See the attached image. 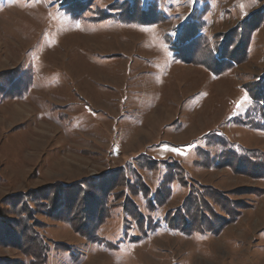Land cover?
Wrapping results in <instances>:
<instances>
[{"label": "rangeland", "instance_id": "obj_1", "mask_svg": "<svg viewBox=\"0 0 264 264\" xmlns=\"http://www.w3.org/2000/svg\"><path fill=\"white\" fill-rule=\"evenodd\" d=\"M85 10L0 0V264H264V131L238 123L264 88V0ZM191 192L217 234L168 227L200 220Z\"/></svg>", "mask_w": 264, "mask_h": 264}, {"label": "trees", "instance_id": "obj_2", "mask_svg": "<svg viewBox=\"0 0 264 264\" xmlns=\"http://www.w3.org/2000/svg\"><path fill=\"white\" fill-rule=\"evenodd\" d=\"M59 1L62 2V9L63 10H65L68 14H73L76 16L83 15V11L85 10V8L87 9L89 6H91V2H92V0H59ZM144 13L146 15H153L154 14V16L149 21L150 24H155L159 20L158 19L159 15L155 14V12H153V10H150V9L144 10ZM260 90L264 91V88H261ZM260 90L259 91L256 89L254 91L249 90V95H250V98L252 101L251 102L252 107L250 106L251 108L250 107H249L250 109L248 108V110L246 112L245 119H243L241 117L240 122H238V121L237 122L239 123V125H242L245 127L247 126L253 130L264 131V117L262 116L264 114L261 112L259 113L258 109H257V103H259L260 101H264V97L262 96L263 91H260ZM237 120H238V118H237ZM247 150H250V149H247ZM239 162L246 164L244 159H240ZM241 166H242V164H241ZM181 172H182V174H184V171L182 169H181ZM177 178L180 180L179 175L176 174L175 176H172L171 179H169L168 181H166V179H165L163 181L162 185L155 191L154 199H151V197L148 198V205L147 206L152 213H155L159 208H163V206L167 204L168 200L172 196V193H171L172 191H171L170 187H171L172 183L176 182ZM181 178H182L183 182H185L184 178L183 177H181ZM162 186H165L168 189L167 197H165V193L163 192V190H161ZM190 196L188 197L189 200H186V202L183 204V206L188 207L187 203L189 201H191V199H192L193 202H192L191 206L195 205L198 208V210H196L194 212H195L196 217L199 218V217H201L200 216V213H201L200 210H202V208H204V206H203L204 201H202V199H201L202 197H201L200 193H198V192H196V193L194 192V194H192V192H191ZM154 202H157L158 204H156ZM222 205L225 208V205L224 204H222ZM151 207H153V208H151ZM182 211L184 212L183 215H184L185 219L187 217L191 218L190 214L187 215V211L185 208H183ZM185 212H186L187 216L185 215ZM141 213H140V215L143 217L144 214H141ZM181 214H182V212L180 213L179 208H178V210L175 212V215H174L175 220H173V222L169 220V217L167 219H165L168 227L170 229H172L173 231H176V232L179 231L182 234L187 235V236H192V234H195V233L202 234V235H204L206 233H211V234H217L218 233L217 225H215V223L207 222L208 219L205 220L207 213L205 214V217H201L200 220H193L192 222L185 221L182 224L180 222H178V219H177L178 217H180ZM219 217H221V216H219ZM195 223H197V224L195 225ZM71 224H73V223L71 222ZM192 225H195V226L192 227ZM73 226H75V224H73ZM77 232H79V230ZM87 237L89 238L90 241H94V243L103 244L102 239H99L95 235H92L91 237L90 236H87Z\"/></svg>", "mask_w": 264, "mask_h": 264}, {"label": "crops", "instance_id": "obj_3", "mask_svg": "<svg viewBox=\"0 0 264 264\" xmlns=\"http://www.w3.org/2000/svg\"><path fill=\"white\" fill-rule=\"evenodd\" d=\"M141 59H143V57L141 58ZM144 59H145V57H144ZM143 59V60H144ZM48 85V84H47ZM47 85L45 84V86H43L42 88H39L38 86H34V87H31V90H29L27 93L28 94H30V93H32V92H41V91H43V90H45L46 88H47ZM49 87H50V85H49ZM64 88V85H58V86H54L53 88H49V90L50 91H53V90H59V89H63ZM50 91H48V92H50ZM44 92V91H43ZM31 95V94H30ZM29 95V96H30ZM29 96H26V97H29ZM30 98V97H29ZM45 102H48L47 100H43V102L42 103H44L45 104ZM37 105H39V107H38V109H45V111H46V108L47 107H44L45 105H41L40 104V101L39 102H37L36 103ZM156 105H157V103H155ZM155 104H153V108L152 109H150L151 111L152 110H155V109H158V107L156 106V107H154V105ZM152 107V106H151ZM157 111V110H156ZM45 114V113H44ZM137 115V114H136ZM136 115H133L132 116V120L130 121V123H131V125L132 124H136L137 123V125L138 126H141L142 124H143V122L141 121V119L142 118H140L139 120L137 119V116ZM78 117H80L79 115H77V116H75V118H78ZM134 119H136V122H134ZM78 121H79V118H78ZM127 122V121H126ZM80 125V124H79ZM145 125V124H144ZM75 126H77V125H74V127Z\"/></svg>", "mask_w": 264, "mask_h": 264}]
</instances>
